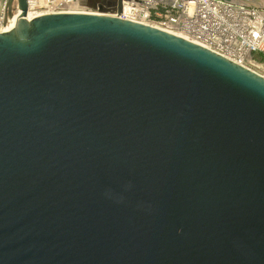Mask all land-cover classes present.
Here are the masks:
<instances>
[{
	"label": "water",
	"instance_id": "95a60500",
	"mask_svg": "<svg viewBox=\"0 0 264 264\" xmlns=\"http://www.w3.org/2000/svg\"><path fill=\"white\" fill-rule=\"evenodd\" d=\"M6 9L0 264H264L263 76L103 7Z\"/></svg>",
	"mask_w": 264,
	"mask_h": 264
},
{
	"label": "built area",
	"instance_id": "2783aa9c",
	"mask_svg": "<svg viewBox=\"0 0 264 264\" xmlns=\"http://www.w3.org/2000/svg\"><path fill=\"white\" fill-rule=\"evenodd\" d=\"M83 1L28 0L27 17L93 13L82 10ZM6 3L0 2V32L6 26ZM105 10L186 39L254 72L253 55H264V19L254 0H120L119 10L115 4Z\"/></svg>",
	"mask_w": 264,
	"mask_h": 264
},
{
	"label": "crops",
	"instance_id": "0c3cea01",
	"mask_svg": "<svg viewBox=\"0 0 264 264\" xmlns=\"http://www.w3.org/2000/svg\"><path fill=\"white\" fill-rule=\"evenodd\" d=\"M3 0H0L2 2ZM44 3L46 0H38ZM114 5V0H85L81 3V8L84 11L97 12L98 7L109 8ZM254 5L258 9L262 18L264 19V0H254Z\"/></svg>",
	"mask_w": 264,
	"mask_h": 264
},
{
	"label": "trees",
	"instance_id": "16d2710c",
	"mask_svg": "<svg viewBox=\"0 0 264 264\" xmlns=\"http://www.w3.org/2000/svg\"><path fill=\"white\" fill-rule=\"evenodd\" d=\"M253 60H254L255 65H260L264 63V55L255 54L253 55Z\"/></svg>",
	"mask_w": 264,
	"mask_h": 264
},
{
	"label": "rangeland",
	"instance_id": "374dc122",
	"mask_svg": "<svg viewBox=\"0 0 264 264\" xmlns=\"http://www.w3.org/2000/svg\"><path fill=\"white\" fill-rule=\"evenodd\" d=\"M257 68H253L256 73L264 77V63L256 65Z\"/></svg>",
	"mask_w": 264,
	"mask_h": 264
},
{
	"label": "bare ground",
	"instance_id": "6f19581e",
	"mask_svg": "<svg viewBox=\"0 0 264 264\" xmlns=\"http://www.w3.org/2000/svg\"><path fill=\"white\" fill-rule=\"evenodd\" d=\"M16 15H17V13H13V19L12 20H14L15 18H16ZM31 16V15H30ZM11 28H9V30H10ZM5 30H6V26L5 27H3L2 29H1V32L0 33H3V32H5Z\"/></svg>",
	"mask_w": 264,
	"mask_h": 264
}]
</instances>
